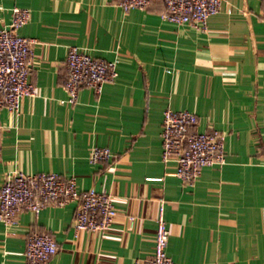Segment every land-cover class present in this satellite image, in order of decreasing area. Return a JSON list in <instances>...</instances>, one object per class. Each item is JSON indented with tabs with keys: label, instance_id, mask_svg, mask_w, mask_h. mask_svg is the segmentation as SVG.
Returning <instances> with one entry per match:
<instances>
[{
	"label": "crops",
	"instance_id": "1",
	"mask_svg": "<svg viewBox=\"0 0 264 264\" xmlns=\"http://www.w3.org/2000/svg\"><path fill=\"white\" fill-rule=\"evenodd\" d=\"M14 7L31 12L19 33L36 41V92L19 114L0 108V187L15 170L55 172L111 194L118 214L102 233L75 230L76 202L21 211L0 221V264H26L33 232L57 241L49 264H136L154 254L161 204L176 264H264V0H222L206 30L165 21L163 0L128 12L119 0H0V29ZM71 47L118 61L116 79L76 104L64 89ZM167 108L225 136V163L193 185L162 160ZM94 146L110 160L90 163Z\"/></svg>",
	"mask_w": 264,
	"mask_h": 264
},
{
	"label": "built area",
	"instance_id": "2",
	"mask_svg": "<svg viewBox=\"0 0 264 264\" xmlns=\"http://www.w3.org/2000/svg\"><path fill=\"white\" fill-rule=\"evenodd\" d=\"M153 0H119L123 11L145 9ZM167 11L163 19L174 24H190L206 30L208 19L219 12L222 0H163ZM31 12L14 7L11 22L0 29V108L6 107L18 114L23 100L35 95L30 79L34 39L19 30L27 25ZM118 61L97 59L80 51L69 49L64 89L66 101L76 104L80 89L91 88L99 96L107 82L118 76ZM198 117L188 110L167 108L162 120V160L176 164V175L187 185H193L204 167L225 163V136L217 130L198 131ZM2 152V126L0 125V157ZM112 157L111 149L94 146L89 153L92 164L104 163ZM77 203L74 218L76 231L106 232L117 217L113 197L95 189L79 190L76 177H64L55 172L25 173L15 170L7 173L0 187V221L14 225L21 211L38 213L52 205L63 207ZM164 205L158 209L154 254L136 264H176L168 254L170 230L164 217ZM58 251V243L48 233L33 232L25 251L26 264H49Z\"/></svg>",
	"mask_w": 264,
	"mask_h": 264
}]
</instances>
